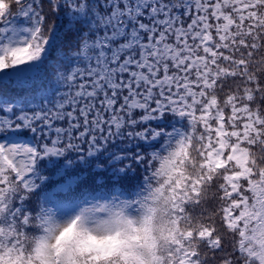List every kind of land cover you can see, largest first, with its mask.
I'll return each instance as SVG.
<instances>
[{
    "label": "snow or ice",
    "instance_id": "snow-or-ice-1",
    "mask_svg": "<svg viewBox=\"0 0 264 264\" xmlns=\"http://www.w3.org/2000/svg\"><path fill=\"white\" fill-rule=\"evenodd\" d=\"M0 264H264V0H0Z\"/></svg>",
    "mask_w": 264,
    "mask_h": 264
},
{
    "label": "trees",
    "instance_id": "trees-1",
    "mask_svg": "<svg viewBox=\"0 0 264 264\" xmlns=\"http://www.w3.org/2000/svg\"><path fill=\"white\" fill-rule=\"evenodd\" d=\"M259 58V57H258Z\"/></svg>",
    "mask_w": 264,
    "mask_h": 264
}]
</instances>
